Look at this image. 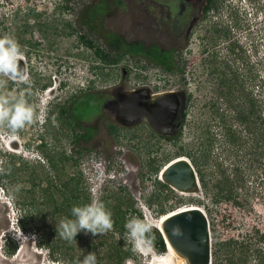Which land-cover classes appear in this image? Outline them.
<instances>
[{
	"label": "rangeland",
	"instance_id": "rangeland-1",
	"mask_svg": "<svg viewBox=\"0 0 264 264\" xmlns=\"http://www.w3.org/2000/svg\"><path fill=\"white\" fill-rule=\"evenodd\" d=\"M144 2L0 0V17L9 28L3 35L0 33V37L10 35L18 41L22 36L28 41L22 45L24 60L21 62L28 83L9 80L4 91L13 96L24 93L35 113L33 124L15 134L7 127L0 128V169L9 174L3 178V172H0V264H75L77 261L69 255L64 259V256L51 254L47 248L53 240L45 226L50 224L52 230L60 222L50 219L48 211L51 207L41 204L45 199L42 189L48 182L45 171L52 176L55 172L49 158L58 165L60 180L81 176L80 191L91 200L105 196L109 205L121 203L123 209L128 204L129 208L138 211L131 216L153 218L157 228L164 216L162 213L193 206L202 208L210 223L212 250L216 241L241 239L256 230L264 234V195L257 179L262 168L254 164L248 170V157L244 155L249 147L239 154L243 158L238 157L245 182L234 189L232 200L214 203L212 194L206 195L201 184L200 190L191 195L158 184V181L165 183L161 177L163 168L179 157L187 158L191 163L199 161V169L208 178L220 177L214 168L217 160L224 163L228 173L234 172L230 165L235 163L236 154L232 151L233 146L219 137L217 120L210 105L218 95L219 73L226 67L225 61L231 68L228 72L236 69L245 72L250 66L258 78L256 84L260 86V81H264V0H217V7L209 11L203 27L196 32L189 64L193 75L186 83L179 80L180 71L168 74L147 55H127L118 64L110 65L97 59L93 50L82 42L81 36L109 52L111 38L119 36L122 24L128 27L137 20V11ZM24 25L28 28L25 34ZM204 34L218 41V62L213 67L199 66V40ZM237 40L245 52L241 58L238 55L241 48L235 53L227 49L230 42ZM184 59L183 54L179 64L182 71ZM143 87L155 93L184 90L191 93L187 116L171 140L154 134L147 122L121 125L104 106L117 91ZM86 95H95L100 103V113L76 132L61 118L60 108H70ZM209 130L216 136L206 164L201 159L204 147L208 145L206 133ZM86 132L91 138L80 141L77 136ZM64 157H73L78 163L74 164L72 159L64 161ZM154 168H159L157 173ZM195 169L198 173V168ZM198 177L200 180L199 173ZM155 195L157 199L152 198ZM151 198L152 203H149ZM24 210L31 211L26 228L28 237L34 240L22 241L20 237L23 236L14 233L13 223L17 224L16 219L24 214ZM110 234L78 233L80 237L73 253L83 258L95 243ZM116 240L134 247L126 235ZM154 242L149 252L133 251L126 264H179L168 249L157 251ZM259 246L264 249V239ZM14 248V254H10L8 251ZM102 251H95L97 260L103 257Z\"/></svg>",
	"mask_w": 264,
	"mask_h": 264
},
{
	"label": "trees",
	"instance_id": "trees-1",
	"mask_svg": "<svg viewBox=\"0 0 264 264\" xmlns=\"http://www.w3.org/2000/svg\"><path fill=\"white\" fill-rule=\"evenodd\" d=\"M207 1L208 6L206 11L217 7V0ZM24 27L25 29L23 30V33L25 34L28 32V28H26L25 25ZM8 29L9 28L5 25V20L3 17H0L1 35L6 33ZM81 40L93 50L97 59L110 65L118 64L120 59L127 55H147V51L144 50L143 47L136 48L131 46L129 47L128 45L125 46L126 43L118 35H115L109 41L111 48L109 52L105 51L98 44L83 36H81ZM18 42L22 46L28 41L21 36ZM239 43V40L232 41L228 44L227 49L231 53H235L237 48H243L242 44L240 43V46ZM243 52L244 50L242 49L240 53H238L240 56L239 58H241ZM149 57L155 60L157 64H161L165 72L168 71L173 73L175 71L173 66L169 65V63L163 59L160 52L150 53ZM224 63L226 67L223 71H221V73H219L220 81L217 89L218 95L216 96V99H214L213 104L210 105V108L213 110L212 114H214L215 120H217L216 128H218L220 132L219 137L223 138L228 145L233 146L232 151L236 154V160L235 163L230 166H233L234 172L228 173V169L225 168L224 163H219V160H217L214 168L215 171L220 174V177L216 175L213 178H208V176L199 169V161H192L193 166L198 168L201 187L204 189L206 195L212 194L214 203H219L221 200L229 201L234 199V189L243 186L245 182V179H243L244 172L242 170L241 160L238 159V157L243 158V156H239V154L245 151V147H249L247 153L244 155V157H248V170L254 164H258L259 167L262 168V172H260V176H257V179L260 181L259 187L261 188V193L264 195V163H260L261 159L264 160V81H260V86L256 84L258 78L254 76V69L250 66H248V70L245 71V74L244 71L240 72L239 69H236L233 72H228L227 70L231 69L228 61H225ZM183 73L184 72L180 70V74L183 75ZM245 75L247 76L246 78L244 77ZM60 109L61 118L63 117L65 122L68 123V125H71L72 129L77 132L76 129L82 126L83 121H90L93 117L100 113V103L97 102L95 95H86L84 98L76 101L72 107H61ZM185 118L186 116L184 115L182 123ZM206 134H208V145H205V150L201 159L204 163H206V161L210 158V153L214 149L213 139L216 136L213 135L210 130ZM77 138L88 140L91 138V135L86 132L78 135ZM167 139L171 140L172 138L167 137ZM43 146L45 145H42V147ZM250 156L253 157L250 159ZM71 159L73 160L74 158H63V160L67 162ZM48 161H50L53 172H55L52 176L49 175L50 173L45 171L48 182L47 187L42 189L45 199L41 204L51 207L48 211L50 213V219L55 218L57 221H60L64 218H72L71 208L74 205L82 206L90 203L92 201L91 197L85 193H81L80 191V184L82 181L81 176H72L67 179L60 180L59 175L61 173L58 165L50 158ZM73 163L77 164L78 161L75 159L73 160ZM158 170L159 168H154L153 171L157 173ZM211 175L212 174H210V176ZM1 177H9V174L7 171H3ZM158 184L161 187H169V185L161 183L160 181H158ZM152 198L157 199L158 197L155 195ZM152 198L149 203H152ZM99 201L103 202L106 208L112 212L114 227L112 231H109L111 233L110 236L98 241L97 244L95 243L89 251L100 252L101 249L103 250V257L98 259V264H102V262L104 264H126L127 260L133 256V248L116 239L126 235L127 230L125 228V224L133 212L138 213V211L129 208L128 204L126 209H123V204L121 203L119 205H109L108 198L105 196H101ZM33 204L34 203H32V206L36 207V204ZM236 204L239 205L240 203L237 202ZM24 211V214H20L19 226L22 230L28 232V229L26 228V221L31 211ZM162 215H165V213H162ZM45 227L49 229V237L53 240V244H49V246H47L48 251L51 254L56 253L60 257L64 256V259L67 258V255H69L72 259H83L80 255L73 253L75 249L74 245L77 243V240L79 241L80 236L78 234L76 236V241L70 243L60 237L56 228L50 230V224L47 223ZM153 232L155 237V249L159 252H166L167 245L162 233L157 227L153 229ZM40 239H42V236ZM263 239L264 234H260V231L256 230L254 233L243 236L241 239L231 238L227 242L223 243L216 241L213 244L212 264H264V249L259 246V243H261ZM15 250L16 248L8 252L10 254H14Z\"/></svg>",
	"mask_w": 264,
	"mask_h": 264
},
{
	"label": "water",
	"instance_id": "water-1",
	"mask_svg": "<svg viewBox=\"0 0 264 264\" xmlns=\"http://www.w3.org/2000/svg\"><path fill=\"white\" fill-rule=\"evenodd\" d=\"M115 103L116 121L121 125H127V121L147 122L155 132L167 137L174 136L182 125L185 99L179 91L155 93L143 87L118 94ZM161 177L178 191L195 193L200 190L198 173L185 158L165 166ZM175 213L162 223V231L159 229L165 242H169L187 264H212V235L204 211L196 208ZM176 226H179L181 235L172 234Z\"/></svg>",
	"mask_w": 264,
	"mask_h": 264
},
{
	"label": "flooded vegetation",
	"instance_id": "flooded-vegetation-1",
	"mask_svg": "<svg viewBox=\"0 0 264 264\" xmlns=\"http://www.w3.org/2000/svg\"><path fill=\"white\" fill-rule=\"evenodd\" d=\"M145 5L138 9L139 16L137 20L132 21L130 26L121 25L119 29V36L130 47H143L147 52V56L151 59L150 53L160 52L163 59L173 66L175 74L180 71L179 64L180 58L184 54L185 63H183V75L180 74L179 80L186 83L193 75L192 69L189 68L190 61L193 53V41L196 39V32L200 27H203L205 18L209 11H206L208 6L207 0H144ZM122 21V20H121ZM133 36L131 39L128 37ZM202 35L199 40L200 44V59L199 66L203 68L213 67L217 64V47L218 41L213 40L212 37H205ZM208 43L210 45H208ZM155 64V60L151 59ZM158 67L164 71L163 66L158 64ZM178 76V75H177ZM188 84V83H187ZM127 92V91H124ZM122 91L114 93L112 99L106 101L104 106L109 108L110 113L114 116L115 120L118 117L116 106L117 96ZM183 94L185 99L184 115L187 116L188 104L191 102V93L188 91H179ZM184 118V117H183ZM141 122V121H138ZM143 122V121H142ZM87 121L82 122L87 125ZM137 123L136 121H127L126 124L131 125ZM148 124V123H147ZM149 125V124H148ZM151 127V126H150ZM154 134L159 135L163 139L167 136H162L155 132L151 127ZM178 132V131H177ZM84 134V133H81ZM172 138V136H169ZM80 141H83L80 139Z\"/></svg>",
	"mask_w": 264,
	"mask_h": 264
},
{
	"label": "clouds",
	"instance_id": "clouds-1",
	"mask_svg": "<svg viewBox=\"0 0 264 264\" xmlns=\"http://www.w3.org/2000/svg\"><path fill=\"white\" fill-rule=\"evenodd\" d=\"M23 60L24 52L19 42L10 35L0 37V128L7 127L13 134L25 126L33 124L35 119L33 106L28 102L24 93L13 96L4 91L9 80L28 83V77L20 63ZM3 171L0 169V172ZM71 217L61 219L56 224V230L60 237L70 243L76 241V236L80 232L92 236L103 235L112 231L114 227L112 212L106 208L103 202L96 199L82 206L74 205L71 208ZM19 220L20 216L16 219L17 224L13 223L15 235L23 236L20 237L22 241L34 240L35 238L28 237L29 233L20 228ZM154 227H156L155 219L147 216L143 219L131 216L127 220L125 224L126 237L133 243V251L149 252L152 250L155 239ZM172 234L174 236L182 234L179 226L172 229ZM75 264H98L97 255L95 252H89L83 256L82 260L75 261Z\"/></svg>",
	"mask_w": 264,
	"mask_h": 264
},
{
	"label": "bare ground",
	"instance_id": "bare-ground-1",
	"mask_svg": "<svg viewBox=\"0 0 264 264\" xmlns=\"http://www.w3.org/2000/svg\"><path fill=\"white\" fill-rule=\"evenodd\" d=\"M179 158L184 159V157H179ZM179 158H177V159H179ZM177 159H175V160H177ZM185 159H187V158H185ZM175 160H173V161H175ZM187 160H188V159H187ZM173 161H171V162H173ZM171 162H169L167 165H169ZM167 165H166V166H167ZM164 168H165V167H164ZM164 168H163V169H164ZM180 193H181V194H184V195H191V193H189V192H182V191H180ZM196 208L202 209V208H200V207H195V206H193V207L181 208V209H178V210H176V211H179V210H182V211H188V210L196 209ZM202 210H203V209H202ZM176 211L170 212V213L165 214L164 216L161 217V219H160V221H159V225H158V228H159L161 231H162V223H163L166 219H168L169 217H171V216L177 214V213H175ZM203 211H204V210H203ZM173 213H175V214H173ZM204 213H205L206 216H207V213H206L205 211H204ZM167 246H168V250H169L174 256H176V258H177L176 261H178L179 264H187V262H186L182 257H180V256L176 253V251L173 249V247L170 245L169 242H167Z\"/></svg>",
	"mask_w": 264,
	"mask_h": 264
}]
</instances>
